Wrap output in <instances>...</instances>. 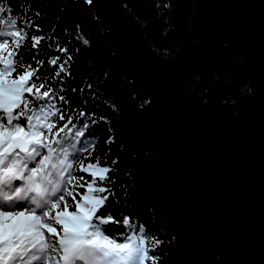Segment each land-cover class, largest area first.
Returning <instances> with one entry per match:
<instances>
[{
	"label": "water",
	"instance_id": "water-1",
	"mask_svg": "<svg viewBox=\"0 0 264 264\" xmlns=\"http://www.w3.org/2000/svg\"><path fill=\"white\" fill-rule=\"evenodd\" d=\"M91 6L112 32L122 76L149 97L137 126L156 145L149 185L172 195L187 249L210 250L212 264H264V0L190 5L193 42L231 57L225 88L195 76L189 52L156 55L118 1Z\"/></svg>",
	"mask_w": 264,
	"mask_h": 264
},
{
	"label": "snow or ice",
	"instance_id": "snow-or-ice-1",
	"mask_svg": "<svg viewBox=\"0 0 264 264\" xmlns=\"http://www.w3.org/2000/svg\"><path fill=\"white\" fill-rule=\"evenodd\" d=\"M18 7L0 0V264H159L162 242L134 215L118 220L108 210L119 199L106 186L116 170L91 160L95 125L107 118L73 109L64 94L69 47L52 33L29 37L33 28L41 32L38 0ZM75 38L89 44L78 25ZM45 47L58 55L42 59ZM93 87L80 89L84 105L96 96Z\"/></svg>",
	"mask_w": 264,
	"mask_h": 264
},
{
	"label": "trees",
	"instance_id": "trees-1",
	"mask_svg": "<svg viewBox=\"0 0 264 264\" xmlns=\"http://www.w3.org/2000/svg\"><path fill=\"white\" fill-rule=\"evenodd\" d=\"M116 1L142 25L140 39L156 55L168 56L176 49L189 52L197 66L195 76L221 88L229 85L228 78L234 73L231 57L224 54L221 47L212 43L204 46L195 44L191 38L188 28L193 0ZM38 3L40 7L34 10L42 13L38 20L41 32H35L33 28L29 37L50 33L60 37L61 44H66L73 56L72 75L65 78L64 93L74 100L72 108L86 107L89 112H95L97 119L107 118V123L101 121L95 125L98 144L91 160L95 162V158L100 157L102 165L116 170L109 174V179L115 183L106 186L112 187L119 199L116 202L110 200L108 210L118 220L123 215H134L145 224L146 230L162 242L154 253L160 257L159 264H212L210 250L193 254L187 249L190 238L181 233L174 222L176 213L172 195L166 189L149 185L157 156L154 151L156 145L140 138L137 133L140 116L149 97L122 76L120 63L111 50L112 32L101 24L95 10L85 0H38ZM11 4L14 12H19V0H11ZM77 25L80 33L88 39V45L75 38ZM45 53L42 59L58 55L49 53L46 47ZM87 83L94 86L96 96L89 97L88 104L84 105L80 100V89ZM243 84V81L239 82V85ZM110 136L114 142L105 143ZM113 160L118 161L114 166ZM121 185L127 189L126 196ZM112 228L114 231L123 230L117 225Z\"/></svg>",
	"mask_w": 264,
	"mask_h": 264
},
{
	"label": "clouds",
	"instance_id": "clouds-1",
	"mask_svg": "<svg viewBox=\"0 0 264 264\" xmlns=\"http://www.w3.org/2000/svg\"><path fill=\"white\" fill-rule=\"evenodd\" d=\"M248 93H251V88L248 89ZM145 103H150V101H146Z\"/></svg>",
	"mask_w": 264,
	"mask_h": 264
},
{
	"label": "rangeland",
	"instance_id": "rangeland-1",
	"mask_svg": "<svg viewBox=\"0 0 264 264\" xmlns=\"http://www.w3.org/2000/svg\"><path fill=\"white\" fill-rule=\"evenodd\" d=\"M243 85H244V84H243ZM243 85H240V86H243ZM101 166H105V165H102V164H101Z\"/></svg>",
	"mask_w": 264,
	"mask_h": 264
}]
</instances>
